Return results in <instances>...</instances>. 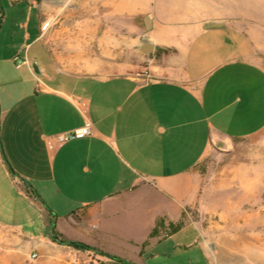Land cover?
<instances>
[{"label": "crops", "instance_id": "1", "mask_svg": "<svg viewBox=\"0 0 264 264\" xmlns=\"http://www.w3.org/2000/svg\"><path fill=\"white\" fill-rule=\"evenodd\" d=\"M242 6L0 0V264H126L51 240L24 180L67 239L134 264H212L204 239L174 237L191 219L149 233L196 205L190 171L209 150L264 135V16Z\"/></svg>", "mask_w": 264, "mask_h": 264}, {"label": "rangeland", "instance_id": "2", "mask_svg": "<svg viewBox=\"0 0 264 264\" xmlns=\"http://www.w3.org/2000/svg\"><path fill=\"white\" fill-rule=\"evenodd\" d=\"M240 2L243 12L264 16V0ZM190 175L199 179L202 195L182 221L198 227L185 226L174 237L204 239L212 264H264V135L234 141L227 151L209 150ZM148 255L145 263L153 264Z\"/></svg>", "mask_w": 264, "mask_h": 264}, {"label": "trees", "instance_id": "3", "mask_svg": "<svg viewBox=\"0 0 264 264\" xmlns=\"http://www.w3.org/2000/svg\"><path fill=\"white\" fill-rule=\"evenodd\" d=\"M24 184H25V192L35 198L36 200H38L42 206H43V218H44V222H45V229L46 232L49 236V238L55 242L58 243H62V244H67L70 246H73L75 248H79V249H90V250H94L96 253H99L101 255H105L108 256L112 259H116L119 261H122L126 264H134L130 261L121 259L120 257L104 252L101 249L92 247L86 243L80 242V241H74V240H70L65 238L61 233H59L56 228H55V224H56V213L47 205L45 204L41 198L39 197L38 193L36 192V190L34 189V187L26 180H24ZM183 221L182 219L177 221V222H168L167 224H164V219L161 217L159 219H157L155 226L151 229L150 233H149V237H153V236H159V235H163L165 233H171L174 232L176 230H178L180 228V226L182 225ZM162 231L163 234H161ZM147 241L143 242V245L146 244Z\"/></svg>", "mask_w": 264, "mask_h": 264}, {"label": "built area", "instance_id": "4", "mask_svg": "<svg viewBox=\"0 0 264 264\" xmlns=\"http://www.w3.org/2000/svg\"><path fill=\"white\" fill-rule=\"evenodd\" d=\"M14 60L16 62V65L18 66L20 62H27V60L24 58H20L18 55L14 56ZM91 134V127L89 123H85L84 125L68 130V131H63L60 133L56 134V140L58 142H64L72 138H80L86 135ZM34 254L31 255V259L34 258Z\"/></svg>", "mask_w": 264, "mask_h": 264}, {"label": "water", "instance_id": "5", "mask_svg": "<svg viewBox=\"0 0 264 264\" xmlns=\"http://www.w3.org/2000/svg\"><path fill=\"white\" fill-rule=\"evenodd\" d=\"M150 15H146L144 18V23H145V27L149 28L150 27ZM217 25L216 21H209L205 24V27H211V26H215ZM141 49L143 51H150L151 50V43L148 40H144L143 46L141 47Z\"/></svg>", "mask_w": 264, "mask_h": 264}, {"label": "bare ground", "instance_id": "6", "mask_svg": "<svg viewBox=\"0 0 264 264\" xmlns=\"http://www.w3.org/2000/svg\"><path fill=\"white\" fill-rule=\"evenodd\" d=\"M264 234V233H263Z\"/></svg>", "mask_w": 264, "mask_h": 264}]
</instances>
